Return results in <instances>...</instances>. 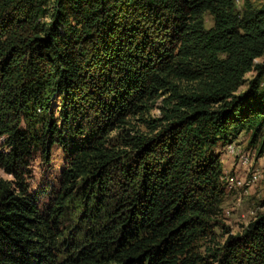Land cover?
<instances>
[{
	"label": "trees",
	"instance_id": "trees-1",
	"mask_svg": "<svg viewBox=\"0 0 264 264\" xmlns=\"http://www.w3.org/2000/svg\"><path fill=\"white\" fill-rule=\"evenodd\" d=\"M263 55L250 0H0V264H264V213L236 235L218 220L213 153L243 132L264 153ZM52 146L66 160L41 212L26 166Z\"/></svg>",
	"mask_w": 264,
	"mask_h": 264
},
{
	"label": "rangeland",
	"instance_id": "rangeland-1",
	"mask_svg": "<svg viewBox=\"0 0 264 264\" xmlns=\"http://www.w3.org/2000/svg\"><path fill=\"white\" fill-rule=\"evenodd\" d=\"M253 6H261L264 0H250ZM236 10L240 8V2L235 3ZM212 25L211 17L208 14L203 15V27L208 29ZM264 60V55L256 59L255 63H260ZM253 73L245 75V79L252 78ZM246 85L240 86L238 93L244 91ZM166 97H159L150 103V109L145 120H153L159 117V112L162 107H165ZM55 109L56 106H55ZM53 109V110H55ZM129 127L138 129L141 133L147 132L146 128L136 120L131 119ZM131 135L133 134L130 132ZM115 133H111L109 141L111 143L115 140ZM249 134L241 133L235 139L228 141L226 144L218 142L214 148L213 153L218 155L221 170L223 173V183L226 190L222 203L219 206V222L227 229L230 235L241 233L243 228L256 215L264 213V153L259 156V161H255L258 157L256 151L247 146ZM230 148V152L227 150ZM0 149L1 141H0ZM240 161L234 156L238 155ZM248 157L250 160L248 164H244L241 157ZM66 156L57 146H52L46 157H41L40 154L35 153L27 161L25 180L29 185L30 191L41 212L51 204L53 197L59 189L60 173L64 167ZM254 161V162H253ZM261 164V167L259 166ZM250 174L255 177L256 182H252L251 178H246ZM0 178L3 180H11V178L0 170ZM232 179V180H231ZM232 181L231 184L229 181ZM228 181V182H227ZM227 186V187H226ZM229 189V190H228ZM69 231L71 226L65 225ZM213 239L202 240L197 242L193 250L206 257L210 249L218 245L224 239V235L219 228L214 231ZM209 258L204 261V264H209Z\"/></svg>",
	"mask_w": 264,
	"mask_h": 264
},
{
	"label": "built area",
	"instance_id": "built-area-1",
	"mask_svg": "<svg viewBox=\"0 0 264 264\" xmlns=\"http://www.w3.org/2000/svg\"><path fill=\"white\" fill-rule=\"evenodd\" d=\"M228 151H229V149H227ZM231 156H234L238 161H240V157H239V153H238V155H231ZM248 161H250L249 159H248ZM255 161H259V157L255 160ZM254 162V161H253ZM260 167H261V164L259 165ZM246 178H251L252 179V182H254V178H253V176L252 175H250V174H248L247 176H246Z\"/></svg>",
	"mask_w": 264,
	"mask_h": 264
},
{
	"label": "bare ground",
	"instance_id": "bare-ground-1",
	"mask_svg": "<svg viewBox=\"0 0 264 264\" xmlns=\"http://www.w3.org/2000/svg\"><path fill=\"white\" fill-rule=\"evenodd\" d=\"M228 149H229V152H230V148H228ZM241 160L243 161L244 164H248V162H249V161H248V157H246V156L241 157ZM253 178H254V182H256L255 177H253ZM231 180H232V179H231ZM231 180L229 181L230 184H231V182H232ZM227 182H228V181H227ZM226 187H227V186H226ZM228 190H229V189H228Z\"/></svg>",
	"mask_w": 264,
	"mask_h": 264
}]
</instances>
